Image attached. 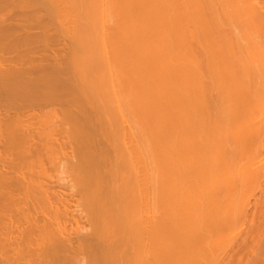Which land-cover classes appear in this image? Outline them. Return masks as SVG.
Instances as JSON below:
<instances>
[{
  "label": "bare ground",
  "instance_id": "1",
  "mask_svg": "<svg viewBox=\"0 0 264 264\" xmlns=\"http://www.w3.org/2000/svg\"><path fill=\"white\" fill-rule=\"evenodd\" d=\"M213 1L0 0V264L215 263L264 179V52Z\"/></svg>",
  "mask_w": 264,
  "mask_h": 264
},
{
  "label": "rangeland",
  "instance_id": "2",
  "mask_svg": "<svg viewBox=\"0 0 264 264\" xmlns=\"http://www.w3.org/2000/svg\"><path fill=\"white\" fill-rule=\"evenodd\" d=\"M213 1V0H212ZM215 1H217V2H219V3H216V2H214V5L216 4V7H214V8H217V9H220V10H217V11H219V13L220 12H222V14H223V11L224 10H226V12H231V14L233 13V11L235 10L234 8H236V6H237V9H238V6H240V5H242V3L244 2L243 0L242 1H240L238 4H237V2L236 3H234L235 4V6H230V5H232L233 3H230L229 5H226L224 2H226L225 0H220V1H218V0H215ZM224 1V2H223ZM228 1H230V0H228ZM231 1H235V0H231ZM230 1V2H231ZM237 1H239V0H237ZM246 1V0H245ZM253 1V2H252ZM247 2V1H246ZM245 2V3H246ZM250 2V3H249ZM255 2H259L258 4L256 3L255 4ZM221 3H224L225 5H222ZM227 3H229V2H227ZM244 3V4H245ZM248 3H249V5H248ZM217 4H218V7H217ZM219 4H221V5H219ZM233 4V5H234ZM237 4V5H236ZM254 5L255 4V7H257V5H259L258 6V8L260 7H262L261 9H260V11L262 12V14H264V0H248V2H247V5L249 6V7H247V5L245 4V6L247 7H245L244 5L243 6H241V7H239V10H237V12L234 14H232V15H239V12H240V14L242 13V15H243V11H242V9L241 8H243V10L245 9V12L247 13V12H249L250 10H249V8H251L252 9V7H254V6H252L251 7V5ZM220 7V8H219ZM234 7V8H233ZM223 9V11H222V9ZM233 8V10H230V9H232ZM240 9H241V11H240ZM248 9V10H247ZM254 9V8H253ZM256 9V8H255ZM257 10V9H256ZM257 11H259V9L257 10ZM259 11V12H260ZM225 13V12H224ZM246 13H244V15L243 16H245V14ZM250 14V16L249 15H246L244 18H245V20H244V22H242L243 20H242V18L243 17H239V16H242V15H237V18L236 19H238V18H240V19H238V20H236V19H234V17L232 18V17H230L231 15H229V18H231V19H233V22H232V20L230 21V25L229 26H231L232 27V29L234 28V27H236V28H234L235 30L236 29H238V30H236L237 32H235V30L233 31L234 32V34H233V36L235 35V38L237 39V40H240V41H242V42H245L246 40H251L252 41V45H255V43L257 44V46L255 45L254 46V50H255V52H257L256 51V49L257 48H259L258 49V51H260L261 50V52H264V26L263 25H261V24H257L256 23V20H257V16L255 15V14H253V16L251 15V11L249 12ZM228 14H230V13H228ZM249 16V17H248ZM256 16V17H255ZM255 17V18H254ZM249 18V19H248ZM251 18H254L255 19V21H253L254 19H252V21H250L251 23L252 22H254V23H256V24H254V23H252V24H249V25H253V28H254V26L256 27V28H254V30H253V28L251 29V27L252 26H249L250 27V29L251 30H249V28L247 27V26H245V25H248V23H250L249 22V20L251 19ZM224 19V18H223ZM225 19H227V18H225ZM224 19V20H225ZM228 20H230V19H227V21ZM236 20V21H235ZM260 20V19H259ZM237 21H241V22H237ZM247 21V22H246ZM262 21H264V20H262ZM261 21V22H262ZM258 22V21H257ZM260 22V21H259ZM232 23H235V26L232 24ZM242 24V25H244L245 26V28H244V26H242V25H239V24ZM247 23V24H246ZM264 22H262V24H263ZM238 26H237V25ZM257 25V26H256ZM240 26H242V28L240 27ZM260 26H263L262 28H260ZM230 27V28H231ZM259 27V28H258ZM248 28V29H247ZM261 29H263V31L261 30ZM240 30V31H239ZM241 30H244V32H246V31H248L245 35L243 34L244 32L243 31H241ZM253 30V31H252ZM253 33H252V32ZM262 31V32H261ZM251 32V33H250ZM256 32V33H255ZM248 33L250 34V35H252V36H256L255 38H254V41H256V42H254L253 41V38H251V36L249 37L248 36ZM261 35H260V34ZM246 37L245 39L243 38V37ZM257 36H260V38L259 37H257ZM242 37V38H241ZM245 40V41H244ZM263 41V42H262ZM263 44V45H262ZM254 52V53H255ZM259 53V56H260V52H258ZM258 53H256L257 55H258ZM256 55V56H257ZM262 56H263V58H262ZM260 58L261 59H263L262 61H264V55L263 54H261V56H260ZM261 59H260V61H261ZM259 61V63H261ZM263 64H264V62H262ZM262 65V64H261ZM259 67H261L260 65H259ZM261 116H262V118H261ZM260 116V118L261 119H259V117L258 118H256V120H257V122L256 121H254V120H250V123L249 124H247V129L249 130L248 132H247V135H248V133L249 132H251L255 127H257L258 126V128H259V124L261 125V123L262 122H260L262 119V121H263V123H264V113H262V115ZM252 121L253 122H255L254 124L255 125H257V126H254V124L253 125H250V124H252ZM260 123H259V122ZM257 123V124H256ZM262 123V125L260 126V130L259 131H261V129H263L264 130V124ZM248 126H250V128L248 127ZM251 126L253 127V129L251 128ZM263 126V127H262ZM246 128H245V130H246ZM258 128L255 130H253L254 131V133H252V134H255L256 132L255 131H257V133H258ZM251 130V131H250ZM258 134H260V132L258 133ZM262 135V137L264 136V131H263V133L261 132V134L260 135H258L259 136V138H257V136H255L256 138H254V142L252 141V139H250V134L248 135V136H250V137H248V136H246V138L248 139L244 144H245V148H249L248 149V152H247V150L245 149V151H244V154H246V152H247V154H248V156H247V154L246 155H241L240 157H241V160H242V158L243 159H245V161L246 162H248L249 160H250V157L252 156L253 157V155H254V159H252L251 158V160L250 161H253V163L252 162H248L249 163V167H248V163H245L244 162V160H242V164L241 165H243V163H245L244 165L246 166V168H245V166H242L243 168H245V169H247V170H244L245 171V173L247 174L248 172H246V171H252V172H250L249 173V176H251L252 174H254L255 172H257L256 170L258 169V172L257 173H259L260 174V172L262 171V173H263V175H264V137L263 138H260V136ZM253 137H254V135H252ZM245 138V139H246ZM249 139L252 141V143H254V144H251L250 145V143H251V141H249ZM259 139V140H258ZM262 139H263V146H262ZM255 140H256V142H255ZM248 141H249V143H248ZM258 143V145L256 146L255 144H257ZM261 145H260V144ZM252 146V147H246V146ZM253 145H255V147L253 146ZM260 147V149H259V147ZM258 148V149H257ZM263 148V149H262ZM250 149H253V151H249ZM257 149V150H256ZM261 149L263 150V151H261ZM69 150V149H68ZM259 153H258V152ZM252 152H253V154H252ZM262 152V153H261ZM251 153V154H250ZM255 153V154H254ZM257 153H258V155H257ZM260 153H261V155H260ZM255 155H257L256 157H255ZM260 155V156H259ZM63 156H67V155H63ZM243 156V157H242ZM247 156V157H246ZM259 156V157H258ZM239 157V158H240ZM263 157V158H262ZM60 158H61V156H60ZM64 158V157H63ZM246 158H249V159H247L246 160ZM256 158V159H255ZM257 158L260 160V159H262L263 160V162H262V160H260V162L257 160ZM65 159V158H64ZM63 159V160H64ZM65 161H67V159H65ZM65 161L63 162L65 165H66V163H65ZM257 161V162H256ZM255 163V164H254ZM258 163V164H257ZM260 163V164H259ZM263 163V164H262ZM253 164V165H252ZM262 164V165H261ZM240 165V166H241ZM259 165H261L262 167H261V170H260V166ZM254 166H255V168H257L256 170H255V172L253 171L255 168H254ZM257 166H259V168L257 167ZM252 167V168H251ZM243 168H241V169H243ZM250 169H252V170H250ZM67 173V172H66ZM68 174V173H67ZM246 174H244V175H246ZM66 175V174H65ZM254 175L256 176V177H254ZM253 176H251L250 178L252 179V177H254L252 180L248 177V175H247V177H245L244 176V185H245V183H246V186H243L242 184H240V186L237 188V189H240V192L238 191V193H237V190H236V194L235 195H237L238 194V197L239 196H241L242 195V201H243V203H244V201H245V204H247L248 205V203H249V205L247 206V210H245V212H247V214L245 213V212H243V214H242V216H241V222H242V224H241V222H238V223H240V225L237 223V226L235 227V229L236 230H234L235 232L233 233L232 232V234L235 236H233L231 233V235L233 236H230L229 235V241H227L228 240V238H223V237H225L224 235H227V234H224V235H221L219 238L221 239V238H223V240L224 241H226L223 245H224V250H223V247L221 246L220 248H219V250L220 251H218L217 249H218V247L220 246V243H219V245H218V247L216 248L215 247V251H218V254H216L215 253V251L214 250H212V247H211V252H214L216 255H217V257H215L216 259V261H215V263L214 264H255L256 263V258H258L257 260H259L258 262H257V264H259V262H260V264H264V254H262V258H261V256H260V254H261V252L262 253H264V244L262 245V244H260V245H262V246H260V248H263V250L262 249H259V252H260V254H259V252H258V256H260V259H263V260H261L260 261V259H259V257H257V255H255V253H254V251H255V249L253 248L254 246H253V243L254 242H252L253 240V238H251V237H253L254 236V234L256 235V233H258L259 231H260V229H262L263 231H261L260 233H262L263 234V238H261L260 239V242L261 243H264L263 241H264V228H262V227H264V179L261 177L262 176V174H261V176L260 175H256V173L254 174ZM243 176V175H242ZM259 177H261L263 180L261 181L260 180V182H259ZM264 177V176H263ZM245 178H247L246 179V181H245ZM256 178V179H255ZM259 178V179H258ZM248 179H249V181H248ZM242 180V181H243ZM262 182V183H261ZM242 183V182H241ZM258 183V184H257ZM260 183V184H259ZM248 184V185H247ZM263 184V185H262ZM242 185V186H241ZM260 186V187H259ZM244 188H246V189H244ZM242 189V190H241ZM244 190V191H243ZM242 191H243V194H242ZM246 192H247V196H250V199L248 198V197H246ZM249 192V193H248ZM251 194V195H250ZM243 196H245V197H243ZM256 196V197H255ZM262 196V197H261ZM237 197V198H238ZM237 198H235V200L237 199ZM240 199V198H239ZM238 199V200H239ZM246 199H247V201H246ZM250 201H249V200ZM257 199H259V200H257ZM237 200V201H238ZM241 200V199H240ZM249 201V202H248ZM263 201V202H262ZM239 202V201H238ZM239 203H241V201L239 202ZM243 203H242V205H243ZM257 203V204H256ZM244 204V206L246 207V205ZM260 204H261V206H260ZM263 205V206H262ZM258 209H257V208ZM256 208V209H255ZM246 209V208H245ZM260 209V210H259ZM262 209V210H261ZM257 210V211H256ZM256 212H257V215H256ZM258 212H260V213H258ZM244 214H246V215H244ZM258 214L259 215H261V216H258ZM245 217H244V216ZM253 215V216H252ZM256 216H258L257 217V219H256ZM260 217V218H259ZM254 218V219H253ZM262 218H263V220H262ZM261 219V220H260ZM256 220L258 221L259 220V222H257V223H259L258 225H257V223H256ZM263 221V222H262ZM252 222V223H251ZM260 222H261V224H260ZM263 223V224H262ZM252 224H254V225H252ZM252 225V226H251ZM263 225V226H262ZM260 226V227H259ZM262 226V227H261ZM258 227V229H256ZM240 228V229H239ZM251 228H253V229H251ZM255 228V229H254ZM260 228V229H259ZM251 229V230H250ZM241 230V233H238V231H240ZM256 230H257V232H256ZM4 234V235H3ZM238 234V235H237ZM1 235H3L4 237H2V238H5V235H7V234H5V233H2V234H0V238H1ZM10 236H12L11 237V239L13 238V235L12 234H10L9 235V237ZM241 236H244L242 239H239ZM8 237V236H7ZM9 237H8V239H6V241L7 240H9ZM228 237V236H227ZM0 239L1 241L0 242H5L4 240L5 239ZM233 238V239H232ZM246 238H248L247 239V241H244ZM10 239V240H11ZM232 239V240H231ZM244 239V240H243ZM251 239V241L249 242V240ZM223 241V242H224ZM232 241V242H231ZM239 241H240V243L241 244H239ZM8 242V241H7ZM12 242H13V240H12ZM219 242V241H218ZM218 242H216L217 244H218ZM221 243H223L222 242V240L220 241ZM246 242H248V243H246ZM215 243V244H216ZM226 243H228V244H226ZM244 243H245V245H244ZM1 245H0V248H2L1 246L4 244V243H0ZM7 244H12L11 242L9 243H7ZM6 243H5V246H8V247H5L4 245H3V247H5V248H8L9 249V245H7ZM216 244V245H217ZM239 244V245H238ZM243 244V245H242ZM250 244H252V245H250ZM14 244H12L11 246H13ZM216 245H214V246H216ZM227 245V246H226ZM242 245V246H241ZM227 248H226V247ZM249 246V247H248ZM236 247V248H235ZM238 247V248H237ZM12 248H14V247H10V249L9 250H13ZM241 248V249H240ZM245 248V249H244ZM254 249V251H253V249ZM213 249H214V247H213ZM227 249V250H226ZM3 250H4V248H3ZM2 249H0V261H2L1 263H3V261H5L6 259H8V260H10V257H13V258H15L14 256H17V253H16V255H13V254H15V252H13V251H11L12 252V254L10 253V251L9 252H6L5 253V250H7V249H5L4 251H3ZM223 251V252H222ZM251 251H252V253H253V255H251L252 253H251ZM7 253L9 254L10 253V255H8L9 256V258L7 257ZM221 253H223V254H221ZM225 253V254H224ZM221 254V255H220ZM241 254V255H240ZM13 255V256H12ZM220 255V256H219ZM238 255V256H237ZM254 255L256 256L255 258H254ZM36 256V255H35ZM251 256H253V257H251ZM222 257V258H221ZM237 257V258H236ZM255 259V261L253 262V261H251V260H254ZM10 261H15L14 259L12 260V258H11V260ZM217 261H219V262H217ZM241 261V262H240Z\"/></svg>",
  "mask_w": 264,
  "mask_h": 264
}]
</instances>
